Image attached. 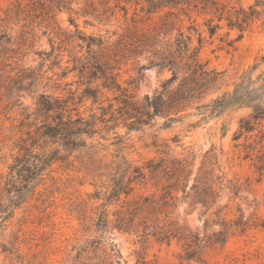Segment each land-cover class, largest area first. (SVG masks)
I'll use <instances>...</instances> for the list:
<instances>
[{"label": "rangeland", "instance_id": "obj_1", "mask_svg": "<svg viewBox=\"0 0 264 264\" xmlns=\"http://www.w3.org/2000/svg\"><path fill=\"white\" fill-rule=\"evenodd\" d=\"M218 1L247 7L255 0ZM167 10L149 13L144 0H0V37H7L0 39V205L10 197L17 202L15 188L23 183L16 176L14 187L6 184L15 157L25 166L24 176L33 177L18 205L10 204L3 214L0 208V264H104V257L111 264H264V121L233 140L239 119L251 112L250 106L235 104L214 114L198 107L232 93L245 74L256 81L264 71V13L238 38V30L229 29L225 20L209 36L204 21L210 16L191 12L190 19L180 15L174 20V28L160 33L152 48L139 47L136 54L124 49V44L132 47L129 43L141 33L154 34ZM178 27L191 35L192 47L199 48V61L217 72L216 80L194 95L198 99L166 109L171 119L141 116L147 111L144 95L162 92L171 77L168 69L148 66L152 52L171 43ZM95 63L106 74L116 75L120 86L135 95L139 113L125 107L122 91L102 87L100 72L95 77L90 73ZM182 77L179 74L167 86L168 92L177 88ZM86 88L98 89L96 98L86 97ZM39 94L65 99L72 115L94 122L96 132L86 138L91 148L60 150L58 159L37 176L31 166L38 162L33 156L43 151L45 157L51 155L57 146L36 134L35 125L44 117L36 110ZM133 115L141 116L145 124L128 129ZM190 148L195 153L194 169L201 164L213 167L214 174L223 173L226 180L237 182V195L226 187L218 204L225 206L222 214L227 219L242 215L247 221L243 232L237 229L223 245L208 246L200 261L186 260L175 241L167 244L149 237L142 242L138 234L117 229L111 205L109 235L118 257L104 255L102 250L110 253L107 241L92 242L95 248L76 257L85 242L99 239L100 232L92 224L100 201L91 195L106 180L100 174L108 172L107 165L124 158L144 166L147 160L162 156V151L168 150V157L184 156ZM145 174L142 182L133 183L135 194L160 196L166 182L152 177L147 169ZM172 195V216L203 236V223L215 218L210 213L216 207L203 215L200 204L190 206L189 199L182 200L180 189L172 190ZM214 229L218 226L207 232Z\"/></svg>", "mask_w": 264, "mask_h": 264}, {"label": "trees", "instance_id": "obj_2", "mask_svg": "<svg viewBox=\"0 0 264 264\" xmlns=\"http://www.w3.org/2000/svg\"><path fill=\"white\" fill-rule=\"evenodd\" d=\"M147 3V12H156L167 8L168 10L161 18L160 26L154 29L155 33H141L129 43L132 47H127L124 44V49L134 54L138 53L139 47L152 48L153 44L158 42L160 33H170L174 28V20H179L180 15H185L190 19L191 12H197L199 15H209L204 21L206 31L209 36H213L218 29L221 28L220 21L225 20L226 26L229 29L238 30V38L242 37L243 33L248 30L252 23L260 19L264 13V0H255L254 3L243 7L241 5H229L221 3L218 0H144ZM190 28V27H189ZM194 31H198L196 28ZM202 31L198 32V40L201 43ZM7 38L2 35L0 39ZM192 37L190 34H185L181 27L177 28V33L171 43H165L155 52L148 62V66L158 68L159 70L168 69L171 71V77L164 84H172L176 81L179 74L183 77L178 83L174 91L168 92L167 86L160 93L154 92L152 96L144 95V106L146 112L139 113L135 106V95L128 93L127 89L122 88L117 82L116 75L106 74V70L98 63L92 67L90 73L95 77L100 72V77L103 78L102 87L108 90H120L123 92V103L125 107L131 109L141 116H157L164 115L171 119L166 109L177 108L181 103H186L191 99H198L196 93L205 92L209 85L216 80L217 72L208 70L206 63H202L198 58V47H192ZM102 44V40H97V46ZM127 47V48H126ZM264 61V56L262 57ZM144 68V65L141 66ZM254 65L251 69H255ZM240 84H237L232 93H223L221 96L212 99L211 103L202 104L198 107L209 110L210 114L219 113L224 109L234 106L235 104L248 105L251 112L239 119L238 128L234 132L232 139L238 140L243 134H247L254 130L255 124L264 121V71L258 76L256 81L249 76ZM98 89L86 88L84 95L86 97L96 98ZM167 98L164 96L167 95ZM129 99V100H128ZM173 102V106L169 102ZM67 101L59 97H51L46 94H39L37 98V112L42 113L43 120L40 124L35 125L36 134L40 137L51 139L57 144L51 151V155L45 157V152L38 154L35 157L36 161L31 164L33 175L40 176L41 172L49 166L53 161L57 160V154L60 150L74 151L84 148H91L87 145L86 138L91 137L96 132L95 124L89 119H86L75 113L72 115L67 108ZM165 111V112H164ZM133 114V112H130ZM208 114V116L210 115ZM141 116L133 115L134 122L128 124L127 128H137L138 125L145 124ZM118 137V136H117ZM25 151L28 148H24ZM163 155L159 158L149 159L144 163V166H136L129 163L126 159L115 162L114 165H107L106 180L102 181L100 189H95L92 193V199L100 201L95 206L94 214H97L94 226V231L100 232L97 241H87L85 245L78 248L77 258L81 254L88 251L91 246L93 248L99 244V241H107V247L114 257H118V252L115 245L110 241L108 218V207L113 205L114 210V226L119 230L134 232L140 236V240L145 242L149 237H154L157 241L166 242L169 244L175 241L181 244L183 248L182 258L186 260H201L204 250L211 245H223L228 237L237 229L243 232L247 226V221L242 220V215L236 219H227L222 214L225 206L218 204L221 197V192L224 188H229L230 192L236 196L239 190L237 182L226 180L224 174H214V168H204L201 164L194 169L195 153L193 150L188 151L184 156L168 157V150L161 152ZM207 154H204V158ZM215 157V156H213ZM19 158L15 157L14 162L9 166V181L7 185L12 186L13 180L19 176L23 183L15 188L17 202H13L10 198L11 190L7 191L6 202H2L0 208L3 210L1 214L7 211L9 205H18L24 190L28 187V181L32 176H24L23 171L25 166H22ZM145 169L152 177L163 179L166 185L163 186V193L155 197L154 195H136L134 192L133 183L142 182L145 179ZM27 177V178H26ZM226 180V181H225ZM225 181V182H224ZM25 182V183H24ZM96 186V185H95ZM180 189L182 191V200L189 199L190 206L200 204L204 208L203 215L216 207L210 213L215 216L211 221L206 219L203 223L204 234L200 236L199 231H192L184 223H179L172 216L175 202L172 195V190ZM214 225L218 229L207 232ZM258 225V224H256ZM263 226V225H262ZM264 227V226H263ZM95 242L96 245H93ZM102 243V242H101ZM104 257V264L106 263Z\"/></svg>", "mask_w": 264, "mask_h": 264}]
</instances>
